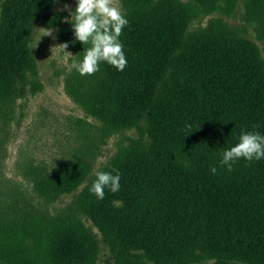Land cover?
Wrapping results in <instances>:
<instances>
[{
    "label": "trees",
    "instance_id": "1",
    "mask_svg": "<svg viewBox=\"0 0 264 264\" xmlns=\"http://www.w3.org/2000/svg\"><path fill=\"white\" fill-rule=\"evenodd\" d=\"M50 2L3 0L0 95L35 72L32 25ZM185 2L121 0L126 68L71 69L66 88L87 115L110 130L142 124L149 136L130 139L90 175L80 149L30 168L28 182L49 204L28 203L21 191L0 202L7 264H93L100 239L116 264H264V159H240L230 172L220 163L242 131L264 135V59L229 24L188 30ZM89 46L79 44L80 61ZM97 171L118 172L120 190L97 199L89 191Z\"/></svg>",
    "mask_w": 264,
    "mask_h": 264
},
{
    "label": "rangeland",
    "instance_id": "2",
    "mask_svg": "<svg viewBox=\"0 0 264 264\" xmlns=\"http://www.w3.org/2000/svg\"><path fill=\"white\" fill-rule=\"evenodd\" d=\"M184 1L189 11L188 30L205 27L212 21L229 24L254 43L264 59V0H236L233 5L224 0L216 5L207 0ZM76 3L77 0H51L39 11L29 41L35 72H29L27 79L23 76L19 82L23 90L16 91L20 87L17 84L0 95V202L15 198L21 191L20 197L24 195L28 203L49 204L27 180L33 167L74 155L80 149L90 155V175L130 139H148L142 124L107 129L87 115L69 94L66 79L72 62H80V42L75 40L72 26L65 22V17L70 18L69 11L61 9L68 5L74 10ZM117 4L122 10L121 0ZM47 28L52 29L55 39L43 36ZM62 43H68L66 51L57 46ZM72 196L73 192L63 193L55 203L61 206ZM93 230L101 238L98 229ZM99 247L93 264H116L113 252L102 239ZM0 264L7 263L0 259Z\"/></svg>",
    "mask_w": 264,
    "mask_h": 264
},
{
    "label": "clouds",
    "instance_id": "3",
    "mask_svg": "<svg viewBox=\"0 0 264 264\" xmlns=\"http://www.w3.org/2000/svg\"><path fill=\"white\" fill-rule=\"evenodd\" d=\"M64 9L70 13V18L64 19L72 26L75 40L83 46L90 45L84 47L82 61H73L70 69H75L81 76H91L100 70L101 62H107L118 71H123L127 66V59L119 37L122 35L123 28L128 25V20L122 14L117 0H77L74 10L68 5H64L61 10ZM43 36H52L55 39L51 28H47ZM57 46L66 51L68 43ZM188 127L190 129L191 125ZM240 159L249 163L264 159V135L258 131H242L238 142L224 150L220 163L230 172L233 170V164ZM210 171L215 175L217 169L211 167ZM95 175L96 179L89 191L97 199H104L105 188L112 193L120 190L118 172L113 175L111 172L97 171Z\"/></svg>",
    "mask_w": 264,
    "mask_h": 264
}]
</instances>
